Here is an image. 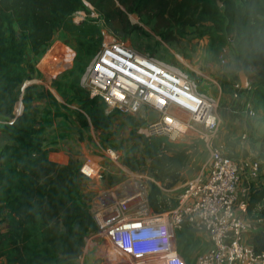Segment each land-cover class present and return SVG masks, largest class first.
Here are the masks:
<instances>
[{
    "label": "trees",
    "instance_id": "1",
    "mask_svg": "<svg viewBox=\"0 0 264 264\" xmlns=\"http://www.w3.org/2000/svg\"><path fill=\"white\" fill-rule=\"evenodd\" d=\"M86 4L117 35L122 34L121 24L127 25V15L134 14L165 42L184 37L191 29L195 38L208 40L215 59L231 43L245 73L260 68L252 99L255 113L264 115V0H0V132L13 142L0 152V257L6 264H78L87 237L97 231L82 202L80 166L72 160L57 164L49 158L50 150L41 140L43 126L37 128L32 116L37 86L22 89L36 72L35 60L46 52L57 31L73 37L76 58L84 65L96 54L101 26L90 19L73 21L79 11L91 14ZM27 49L33 55L30 63ZM51 86L56 87V81ZM72 91L79 100L76 120L82 129L110 127L117 112L106 114L102 99L89 98L84 90ZM19 103L22 112L15 115ZM11 119L12 125L4 123ZM142 139V161L134 157L136 163L126 159L124 164L136 171L141 163L152 178L149 208L153 213L169 211L176 200L167 205L162 189L182 181L191 156L188 149L170 153L172 144ZM226 156L234 161V155ZM261 201L264 189L250 190L247 214ZM179 230L177 251L189 256L183 243L194 230L187 224ZM252 248L256 254L264 253V230L255 233ZM103 258L104 264H130V258L111 245Z\"/></svg>",
    "mask_w": 264,
    "mask_h": 264
},
{
    "label": "built area",
    "instance_id": "2",
    "mask_svg": "<svg viewBox=\"0 0 264 264\" xmlns=\"http://www.w3.org/2000/svg\"><path fill=\"white\" fill-rule=\"evenodd\" d=\"M82 20L85 15L81 11L74 14V22ZM100 26L98 51L79 81L88 97L102 99L106 114L117 112L145 120L141 131L144 138L170 144L179 139H197L208 152V168L205 174L185 183L176 197V206L162 213L148 211L144 188L137 183H131L134 192L127 197H119L116 191L95 194L86 201L97 226L94 235L105 238L131 259L157 256L164 264H186L176 250L174 232L187 224L203 232L209 242L194 264H264V253L256 254L243 239L246 222L236 212L240 172L238 164L217 143L218 99L200 90L185 72L153 55L128 48ZM234 87L238 90L241 85ZM18 105L15 115L20 113ZM149 112L156 115L152 121H148ZM248 113L251 117L256 115L251 104ZM13 122L11 119L4 123ZM105 154L112 162L119 159L112 148H105ZM259 169V160L253 159L250 176L256 178ZM79 171L83 180L100 178V166L90 159L84 161Z\"/></svg>",
    "mask_w": 264,
    "mask_h": 264
},
{
    "label": "rangeland",
    "instance_id": "3",
    "mask_svg": "<svg viewBox=\"0 0 264 264\" xmlns=\"http://www.w3.org/2000/svg\"><path fill=\"white\" fill-rule=\"evenodd\" d=\"M87 7L92 12L87 15L85 11H81L85 15V20H94L99 26H104L98 15L93 12L92 7L89 5ZM126 21L129 28L127 25L121 24V35L107 30L112 32L128 48L139 53L153 55L159 60L185 72L197 82L200 90L216 97L219 103V129L230 133L231 129L235 127V121L237 122L238 119L236 118L234 121V118L229 120L227 117H222V96L218 95L219 86L222 94H224V91L221 83L216 78L219 70L224 69V63L221 60L225 62V58H213L209 51L208 40L206 38H195L189 28L187 29L188 34L184 37H177L172 42H165L156 36L150 27L137 15L128 14ZM74 46L73 37L57 31L46 52L35 60L36 72L33 78H35V85L38 88L36 89L37 95L32 109V116L36 121L41 117V112L52 115L53 111H56L59 107L63 110L66 118L76 119L79 100L72 88L84 90L80 86L79 78L86 65L83 64V61H79L76 58ZM61 62L63 63L62 68L50 73L52 69L60 66ZM53 81H56V87L51 86ZM145 125V120L141 118L116 113L112 117L109 128L103 131L84 128L78 141L71 145V150L74 151L73 155L76 157L75 162L78 165L85 159H90L95 166L100 165V178L99 180L93 179V182L96 185L106 182L108 186L96 191V194H103L108 188H114L113 190H116L119 197H127L130 193L128 183L132 182L137 183L138 186H143L144 190L142 191L147 196L149 183L152 181L150 175L143 169L140 162L136 164L138 167L136 171L131 170L124 164L126 159L136 163L133 160L134 157H137L138 161H142L144 147L141 131ZM228 144L233 143L226 142L225 146L228 147ZM172 145L169 148L171 150L170 153L175 150L188 149L191 157L182 173V181L170 189H162L163 197L167 199V205H171L176 200L179 190L185 183L200 174H205L208 168V152L197 139H179L177 143ZM108 147L118 153L119 159L117 162H112L106 156L105 148ZM224 153L231 155L228 150H224ZM138 186L136 189H139ZM93 196L91 195L90 197ZM86 201L85 197L82 196V202L85 205L87 204ZM148 211L153 213L149 207ZM179 232V229L174 232L175 246L178 243ZM202 237L204 239L203 234L193 232L192 237L189 238L190 240H187L188 237L185 239L183 247L188 248L190 257L196 258L198 254L206 250ZM87 241L89 246L94 245L95 251H97L96 256L103 255L105 244L108 243L105 238L93 235ZM152 257L157 258V256ZM147 258L149 257L130 258L129 261L143 262Z\"/></svg>",
    "mask_w": 264,
    "mask_h": 264
},
{
    "label": "crops",
    "instance_id": "4",
    "mask_svg": "<svg viewBox=\"0 0 264 264\" xmlns=\"http://www.w3.org/2000/svg\"><path fill=\"white\" fill-rule=\"evenodd\" d=\"M25 57L27 63L32 61L33 55L29 49L26 50ZM222 57L225 58L224 69L219 70V74L216 76L224 91V94H222L219 86L218 95L222 96V117H227L229 120L234 118V121L237 118L238 121H235V127L231 129L230 133L227 131L224 132L223 129H219L217 143L222 146L224 150H228L231 155H234V161L238 164L240 182L236 191V212L246 222V232L243 235L244 242L252 246L255 233L259 230H264V201L256 204V206L252 208L250 215L247 214L248 195L250 190L264 189V115L261 112H257L254 117H251L248 113L249 105H253L252 90L256 85L255 77L260 72V68L252 67L249 72L245 73L237 60V55L231 43L224 49ZM243 83H247L248 87L242 88ZM30 84L35 85V78L26 82V85ZM235 84H240L241 88L236 90L234 87ZM40 116L38 121H33L37 128L41 125L43 126L41 140L44 147L50 150L49 158L57 164H67L70 160L75 161L76 157L73 155L74 151L71 150V145H74L75 141H78L83 130L78 121L76 119L66 118V115L60 107L57 108L56 111H53L52 115L41 112ZM1 123L2 121H0V124ZM226 142H231L233 144H228V147H226ZM10 143H13L11 138L7 134L0 132V152L5 144ZM253 159H258L260 162L259 174L256 178L250 176V162ZM84 161L81 162L79 166H81ZM93 179L99 180L98 178H91L84 179L81 182L80 194L85 197L86 200L91 199L90 196L95 195L97 193L96 191H100L108 186L106 182L96 185ZM131 183L132 182L128 183L130 186L129 194L134 192H132L134 188ZM113 189L114 188H108L106 191H116ZM194 232L204 235V239L202 237V240L207 249L209 247L207 236L203 232L195 230ZM93 235L94 234L87 237L86 245L78 260V264H104L103 255L106 247L110 244H105L102 256H96L97 251H95L94 245L89 246L87 241L89 238H92ZM175 247L177 250V245ZM178 253L185 260L186 264H194L196 258L187 256L179 250ZM139 262L131 260L130 264H164L158 257H149L142 263ZM0 264H6L5 258L0 257Z\"/></svg>",
    "mask_w": 264,
    "mask_h": 264
},
{
    "label": "water",
    "instance_id": "5",
    "mask_svg": "<svg viewBox=\"0 0 264 264\" xmlns=\"http://www.w3.org/2000/svg\"><path fill=\"white\" fill-rule=\"evenodd\" d=\"M247 87V83H243L242 84V88H246ZM22 112V105L20 103V113ZM19 113V114H20ZM156 118V115L153 112H149L148 113V121H152Z\"/></svg>",
    "mask_w": 264,
    "mask_h": 264
},
{
    "label": "bare ground",
    "instance_id": "6",
    "mask_svg": "<svg viewBox=\"0 0 264 264\" xmlns=\"http://www.w3.org/2000/svg\"><path fill=\"white\" fill-rule=\"evenodd\" d=\"M62 66H63V63L61 62V65L60 66H57L55 69H52L50 71V73H53L55 70H58V69L62 68Z\"/></svg>",
    "mask_w": 264,
    "mask_h": 264
},
{
    "label": "snow or ice",
    "instance_id": "7",
    "mask_svg": "<svg viewBox=\"0 0 264 264\" xmlns=\"http://www.w3.org/2000/svg\"><path fill=\"white\" fill-rule=\"evenodd\" d=\"M97 67H98V70H99V65Z\"/></svg>",
    "mask_w": 264,
    "mask_h": 264
}]
</instances>
